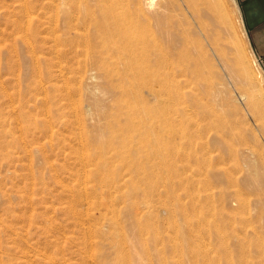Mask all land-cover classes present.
<instances>
[{"label":"rangeland","instance_id":"374dc122","mask_svg":"<svg viewBox=\"0 0 264 264\" xmlns=\"http://www.w3.org/2000/svg\"><path fill=\"white\" fill-rule=\"evenodd\" d=\"M220 1L234 27L231 38L220 31L221 41L238 35L243 68L228 69L210 50L213 81L234 128L222 145L200 115L174 113L165 123L134 118L132 125L99 58L76 65L67 40L57 41L56 34L71 35L63 28V0H0V264H215L217 216L231 219L233 231H222L233 263L242 252L264 264L260 191L248 187L241 155L254 153L264 182V103L260 115L248 102L250 93L264 95V69L240 25L239 4ZM231 45L227 58L236 60ZM94 98L100 110L92 108ZM159 137L160 144L147 142ZM204 195L214 207H202ZM237 234L246 237L240 248Z\"/></svg>","mask_w":264,"mask_h":264},{"label":"bare ground","instance_id":"6f19581e","mask_svg":"<svg viewBox=\"0 0 264 264\" xmlns=\"http://www.w3.org/2000/svg\"><path fill=\"white\" fill-rule=\"evenodd\" d=\"M233 3L238 9L235 0ZM62 4L69 9L67 12L63 10V13L68 14L63 28L71 35L66 39V33L56 34L57 41L67 40L68 54L76 65H86L94 56L99 58L96 61L104 67L110 84L114 86V81L117 82L118 89L124 96L123 108L130 116L132 125L134 118L144 121L143 118L146 117L150 118L152 123H165L169 116L180 112L184 115H200L208 124L214 125L217 128L212 137L214 144L222 145L226 138L234 136L233 123L227 119V111L224 113L222 109L224 103L220 102L224 91L219 90L216 81H213L215 59L212 60L209 52L211 50L219 53L222 60L216 53L215 57L218 56L222 62L224 59L228 69H238L242 74V58L237 50L241 43L239 40L240 44L235 42L238 36L236 34L235 38L234 35L232 37L233 41H228L226 36L227 41H221L223 36L220 31L225 30L229 35L234 27H230V19L220 0H63ZM192 19L201 30L203 39L199 37V30L196 31L193 27ZM239 22L242 27L240 18ZM30 24L32 19L29 20ZM92 32H95L97 38L94 43L90 40ZM227 43L232 44L231 47L235 46L233 47L238 55L236 60L227 58L226 46H230ZM216 61L218 63V60ZM256 69L258 79L263 80L260 69ZM258 92L260 93V90ZM248 97L254 111L261 115L260 107L264 103V95L258 98L250 93ZM91 106L95 110L102 108L98 98L92 99ZM75 108L78 109L77 104ZM143 128L144 132L150 131L149 126ZM218 129L224 134L218 135ZM101 131L104 133V130ZM110 141L116 142V139ZM147 142L160 144L163 141L159 137L155 141ZM248 152L243 151L241 154L246 161L245 179L250 184L248 187H257L260 191L255 206L262 207L264 211V182L260 177L262 174L256 158L253 157L254 153ZM256 155L258 157L259 153ZM161 160H164V164L171 162L169 157H162ZM204 196L202 207H214L212 197ZM230 220L223 223L221 216L213 220L212 235L221 252L215 259V264H256L251 255L247 257L242 252L233 263L230 252L224 245L226 234L222 231L225 226L230 229ZM238 222L245 221L242 218ZM204 223L206 220L202 218L199 233L205 236L207 231ZM231 236L233 234L229 237ZM235 239L238 240L239 248L245 244V236L237 234ZM258 241L259 245H262V241ZM202 242H199V247L203 244L204 248L201 250L200 247V251L207 253L206 244L203 240ZM251 257L253 259H250Z\"/></svg>","mask_w":264,"mask_h":264},{"label":"crops","instance_id":"0c3cea01","mask_svg":"<svg viewBox=\"0 0 264 264\" xmlns=\"http://www.w3.org/2000/svg\"><path fill=\"white\" fill-rule=\"evenodd\" d=\"M249 48L264 69V0H236Z\"/></svg>","mask_w":264,"mask_h":264}]
</instances>
